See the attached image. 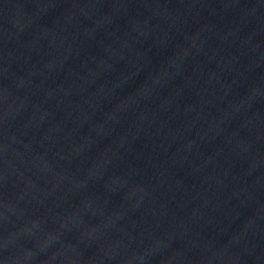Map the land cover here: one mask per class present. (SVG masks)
Here are the masks:
<instances>
[{"label": "water", "instance_id": "1", "mask_svg": "<svg viewBox=\"0 0 264 264\" xmlns=\"http://www.w3.org/2000/svg\"><path fill=\"white\" fill-rule=\"evenodd\" d=\"M0 264H264V0H0Z\"/></svg>", "mask_w": 264, "mask_h": 264}]
</instances>
